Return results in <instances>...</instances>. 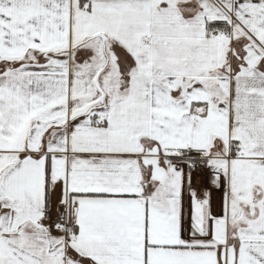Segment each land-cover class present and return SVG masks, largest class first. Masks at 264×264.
<instances>
[{
  "label": "snow or ice",
  "instance_id": "obj_1",
  "mask_svg": "<svg viewBox=\"0 0 264 264\" xmlns=\"http://www.w3.org/2000/svg\"><path fill=\"white\" fill-rule=\"evenodd\" d=\"M0 264H264V0H0Z\"/></svg>",
  "mask_w": 264,
  "mask_h": 264
}]
</instances>
